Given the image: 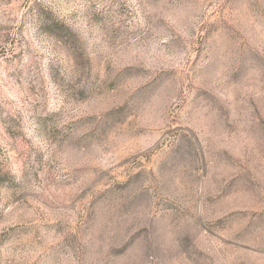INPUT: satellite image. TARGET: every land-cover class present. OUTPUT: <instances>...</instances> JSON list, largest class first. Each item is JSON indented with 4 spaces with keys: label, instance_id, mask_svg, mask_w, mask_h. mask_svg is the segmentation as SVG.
<instances>
[{
    "label": "rangeland",
    "instance_id": "obj_1",
    "mask_svg": "<svg viewBox=\"0 0 264 264\" xmlns=\"http://www.w3.org/2000/svg\"><path fill=\"white\" fill-rule=\"evenodd\" d=\"M0 264H264V0H0Z\"/></svg>",
    "mask_w": 264,
    "mask_h": 264
},
{
    "label": "trees",
    "instance_id": "obj_2",
    "mask_svg": "<svg viewBox=\"0 0 264 264\" xmlns=\"http://www.w3.org/2000/svg\"><path fill=\"white\" fill-rule=\"evenodd\" d=\"M54 22H55V25L57 26L58 30H61L67 36H68V34L70 36H74L73 32H71L64 23L60 22L59 20H55V19H54Z\"/></svg>",
    "mask_w": 264,
    "mask_h": 264
}]
</instances>
